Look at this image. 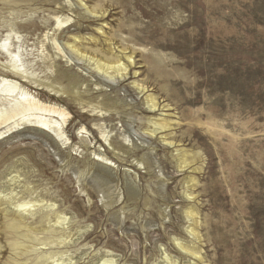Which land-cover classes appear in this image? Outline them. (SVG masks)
<instances>
[{"label": "rangeland", "instance_id": "rangeland-1", "mask_svg": "<svg viewBox=\"0 0 264 264\" xmlns=\"http://www.w3.org/2000/svg\"><path fill=\"white\" fill-rule=\"evenodd\" d=\"M0 133V264H264V0H0Z\"/></svg>", "mask_w": 264, "mask_h": 264}, {"label": "bare ground", "instance_id": "bare-ground-1", "mask_svg": "<svg viewBox=\"0 0 264 264\" xmlns=\"http://www.w3.org/2000/svg\"><path fill=\"white\" fill-rule=\"evenodd\" d=\"M57 24L59 25L60 22H57ZM52 43L54 44L57 52L61 53V48L57 45V43L54 41ZM69 48H72V47H69ZM11 70L15 74L21 75L19 68L16 69L14 66H12ZM61 75L64 77V79L65 78L70 79L69 82H70L71 88L76 86L77 84L76 80H74L70 74L68 73L66 74L62 72ZM106 76L110 78L111 81L113 80V78L110 75L106 74ZM46 86L51 87L50 84H47ZM4 88H5V92H7L9 95L13 91H15L18 87L15 84H6ZM20 97H21L20 101L22 102L20 101L18 102L17 100H15L10 107V112L12 114L16 115L17 113H19L22 117L27 115L26 117L22 118V120H24L25 122H28L34 127L40 128L41 130L54 134L58 138H62V134L60 133L61 129L56 121L52 120L50 117L47 118V117L41 116L40 114L39 115L37 114L39 112H44V113L50 112L51 114L57 113L58 115H61V110H58L54 106H51L50 108L46 109V105L43 106V104H39L38 100L30 97L23 91L20 93ZM7 119H10V117L7 116L6 120ZM21 206L25 207L26 205H21ZM55 264H62V263L55 261Z\"/></svg>", "mask_w": 264, "mask_h": 264}]
</instances>
